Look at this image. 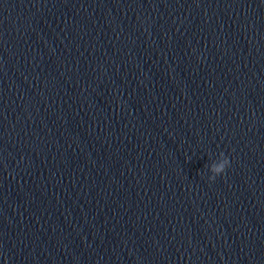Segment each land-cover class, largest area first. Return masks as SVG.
<instances>
[{
    "label": "water",
    "instance_id": "water-1",
    "mask_svg": "<svg viewBox=\"0 0 264 264\" xmlns=\"http://www.w3.org/2000/svg\"><path fill=\"white\" fill-rule=\"evenodd\" d=\"M0 264H264V0H0Z\"/></svg>",
    "mask_w": 264,
    "mask_h": 264
},
{
    "label": "clouds",
    "instance_id": "clouds-1",
    "mask_svg": "<svg viewBox=\"0 0 264 264\" xmlns=\"http://www.w3.org/2000/svg\"><path fill=\"white\" fill-rule=\"evenodd\" d=\"M229 163V160L222 155L220 161L210 170L211 175L208 177L209 181H214L217 177L223 175L229 167Z\"/></svg>",
    "mask_w": 264,
    "mask_h": 264
}]
</instances>
